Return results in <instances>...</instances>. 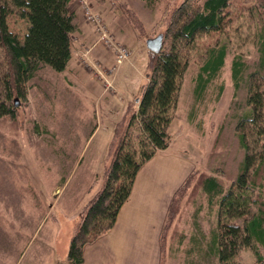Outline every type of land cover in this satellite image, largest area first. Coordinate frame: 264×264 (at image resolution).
<instances>
[{"label":"rangeland","instance_id":"374dc122","mask_svg":"<svg viewBox=\"0 0 264 264\" xmlns=\"http://www.w3.org/2000/svg\"><path fill=\"white\" fill-rule=\"evenodd\" d=\"M81 1L99 14L112 42L129 51L121 64L86 18ZM182 1L73 0L77 30L71 37L72 57L66 69L55 73L41 67L26 84L25 99L12 93L9 105L13 117L0 116V264H15L25 249L30 251L29 257L41 243L48 245L44 237L59 228L62 239L76 223L72 221H78L75 216L102 185L113 128L128 108L130 114L137 107L136 100L147 82L146 39L164 36L171 13ZM262 23L264 0H231L223 11L222 29L198 36L186 52L188 65L168 132L175 138L173 147L193 157L196 170L186 179L184 195L175 209L168 208L174 217L169 228L178 219L177 228L187 230L192 215L200 209L209 224L211 218L216 221V210L207 213L200 188L208 175L221 177L224 186H229L237 173L240 149L234 132L226 127L227 121H221L225 112L231 117L244 97L243 92L233 96L230 61L234 56L249 64L257 61V34ZM7 25L22 41L28 29L26 19L11 14ZM83 25L94 33L96 50L109 53L101 64L89 55L93 46L83 50L76 47ZM220 45L227 48L224 65L218 77L206 85L202 100L195 103L196 78L206 52ZM5 72L0 53V78ZM220 88L222 97L215 100ZM15 99L17 106L13 105ZM258 250L264 259V249L258 246ZM240 256L241 264H256L249 251H242ZM57 261L65 264L58 257ZM169 264L179 263L172 260Z\"/></svg>","mask_w":264,"mask_h":264},{"label":"trees","instance_id":"16d2710c","mask_svg":"<svg viewBox=\"0 0 264 264\" xmlns=\"http://www.w3.org/2000/svg\"><path fill=\"white\" fill-rule=\"evenodd\" d=\"M230 1L183 0L171 13L160 51H148L149 73L137 107L130 114L128 108L113 128L103 183L82 208L70 237L65 264L82 263L84 247L114 226L139 169L169 147L172 138L168 128L175 118L181 81L188 65L186 52L198 36L222 29L223 11ZM72 2L0 0V53L6 63V72L0 78L3 92L0 116L13 117L9 105L12 93L16 92L18 99H25V86L41 67L55 73L66 69L72 57L71 37L77 30L75 14L69 7ZM11 14L28 23L22 41L8 29L7 18ZM164 40H167L165 45ZM257 41L255 63L249 64L239 56L230 61L233 96L243 92L244 97L231 117L225 112L221 120L223 124L227 121L226 127L234 132L240 149L237 173L229 186H224L221 175L220 178L208 175L200 188L206 198L207 213L214 214L216 210L211 238L199 239L194 245L195 251L202 255L199 257L209 264L212 258L214 264H241L242 251H249L256 264H264L258 250V246L264 249V24ZM226 55L225 45L206 52L207 58L196 78L195 103L202 98L206 85L218 77ZM221 97L222 88L217 90L215 100ZM188 115L191 121L193 108ZM187 182L174 194L169 208L175 209ZM173 220L168 209L166 231Z\"/></svg>","mask_w":264,"mask_h":264},{"label":"crops","instance_id":"0c3cea01","mask_svg":"<svg viewBox=\"0 0 264 264\" xmlns=\"http://www.w3.org/2000/svg\"><path fill=\"white\" fill-rule=\"evenodd\" d=\"M69 7L75 10L72 4ZM78 31L81 34L77 38L76 47L83 50L95 44L92 39L94 33H91L88 26H80ZM108 54L102 48L96 50L94 46L89 53L99 64L109 57ZM108 137L104 144L109 140ZM91 138L92 135L86 139L85 151ZM175 143V138H172L166 150L155 154L139 169L131 192L118 211L114 226L84 247L81 264H169L172 260L179 264H209V261L199 257L202 255L195 251L194 245L199 239L211 238L215 228L214 218H211L213 221L209 224L206 216L201 217L195 211L187 230L177 228L178 219L167 231L164 228L172 197L196 170L193 157L182 150H176L173 147ZM78 217L76 215L75 220ZM74 226L70 231L68 229L62 239L60 228L44 237L48 245L41 243L29 257L30 251L25 249L15 264H57V257L65 263ZM213 259L211 264H214Z\"/></svg>","mask_w":264,"mask_h":264},{"label":"built area","instance_id":"2783aa9c","mask_svg":"<svg viewBox=\"0 0 264 264\" xmlns=\"http://www.w3.org/2000/svg\"><path fill=\"white\" fill-rule=\"evenodd\" d=\"M82 9L85 11V16L88 18L89 22L95 25L96 32L100 35V40L106 43L107 46L112 47L116 55L117 63L121 64L122 61L128 56V50L123 45H116L110 39L106 25L102 22V18L99 14L92 11L89 5L85 1H81Z\"/></svg>","mask_w":264,"mask_h":264},{"label":"water","instance_id":"95a60500","mask_svg":"<svg viewBox=\"0 0 264 264\" xmlns=\"http://www.w3.org/2000/svg\"><path fill=\"white\" fill-rule=\"evenodd\" d=\"M162 34H158L153 38H148L146 39V48L149 52L152 53H158L161 49L162 46ZM14 105L17 106L18 105V101L15 99L14 100Z\"/></svg>","mask_w":264,"mask_h":264}]
</instances>
